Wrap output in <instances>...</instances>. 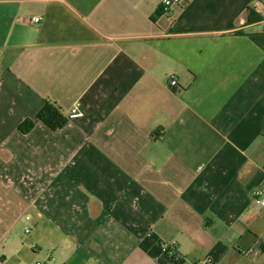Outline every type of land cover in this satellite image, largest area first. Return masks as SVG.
<instances>
[{
  "label": "crops",
  "instance_id": "1",
  "mask_svg": "<svg viewBox=\"0 0 264 264\" xmlns=\"http://www.w3.org/2000/svg\"><path fill=\"white\" fill-rule=\"evenodd\" d=\"M163 1L0 0V264H264V0Z\"/></svg>",
  "mask_w": 264,
  "mask_h": 264
},
{
  "label": "built area",
  "instance_id": "2",
  "mask_svg": "<svg viewBox=\"0 0 264 264\" xmlns=\"http://www.w3.org/2000/svg\"><path fill=\"white\" fill-rule=\"evenodd\" d=\"M183 2L184 0H164L161 5V10L163 13H167L173 6ZM40 20H41L40 17H34L32 19V22L35 24H39ZM170 84L172 86H175L177 82L175 79H173L172 81H170ZM82 116L83 113L81 112L79 105H76L71 111L70 119L80 118ZM254 202L257 207H259L260 209H264V188L259 189L255 192ZM177 246L178 243L176 241H172L168 243H163L162 249L171 259H176V258L178 259L179 255L177 253ZM37 264H42V263L39 262Z\"/></svg>",
  "mask_w": 264,
  "mask_h": 264
},
{
  "label": "trees",
  "instance_id": "3",
  "mask_svg": "<svg viewBox=\"0 0 264 264\" xmlns=\"http://www.w3.org/2000/svg\"><path fill=\"white\" fill-rule=\"evenodd\" d=\"M36 120L43 123L53 131L62 129L67 123L68 119L65 117L63 110L55 103L46 102L41 111L37 114ZM35 127L34 120H26L23 122L19 130L27 134Z\"/></svg>",
  "mask_w": 264,
  "mask_h": 264
},
{
  "label": "rangeland",
  "instance_id": "4",
  "mask_svg": "<svg viewBox=\"0 0 264 264\" xmlns=\"http://www.w3.org/2000/svg\"><path fill=\"white\" fill-rule=\"evenodd\" d=\"M40 263H43V264H44V262H43V261H40Z\"/></svg>",
  "mask_w": 264,
  "mask_h": 264
}]
</instances>
